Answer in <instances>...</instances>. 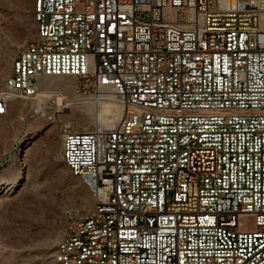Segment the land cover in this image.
Here are the masks:
<instances>
[{
    "label": "built area",
    "instance_id": "built-area-1",
    "mask_svg": "<svg viewBox=\"0 0 264 264\" xmlns=\"http://www.w3.org/2000/svg\"><path fill=\"white\" fill-rule=\"evenodd\" d=\"M36 40L0 96L72 78L123 106L64 126L95 191L70 264H264V0H41Z\"/></svg>",
    "mask_w": 264,
    "mask_h": 264
},
{
    "label": "rangeland",
    "instance_id": "rangeland-1",
    "mask_svg": "<svg viewBox=\"0 0 264 264\" xmlns=\"http://www.w3.org/2000/svg\"><path fill=\"white\" fill-rule=\"evenodd\" d=\"M36 36L34 0H0V96L14 59ZM42 87L35 98H13L0 115V264H58L69 222L95 204L63 161L62 130L92 132L118 116L116 101L76 89L72 78H48Z\"/></svg>",
    "mask_w": 264,
    "mask_h": 264
},
{
    "label": "bare ground",
    "instance_id": "bare-ground-1",
    "mask_svg": "<svg viewBox=\"0 0 264 264\" xmlns=\"http://www.w3.org/2000/svg\"><path fill=\"white\" fill-rule=\"evenodd\" d=\"M40 3H41V0H34V20H35V23H36V26H37V32H38V27H40V23H41V7H40ZM22 52H24V50ZM22 52H20L16 56V58L14 59V61L12 63L9 82L11 81V78H12V70H18L19 61H20V57L22 56ZM9 82H8V87H9ZM62 100H63V98L61 96H59L57 98L58 106L61 105ZM113 105H116V104H113ZM116 106L118 108V116H117L116 120H114L113 123H117L121 119V117L123 115V111H124L123 106L121 104H118ZM113 123L109 124V125H103V126L106 127V128H109V127L113 126ZM63 153H64V143H63V148H62V154ZM63 161H64L66 167L69 169L71 175L73 177L79 178L80 181L93 193V195L95 197V191L93 189V186H92L91 183H89V181L86 180V177L83 176L82 174H78L76 172V170L74 169L73 163H69L68 160H64V159H63ZM90 212H95V204H94V208ZM71 233H72V225H70L68 227V230L66 231V233L62 237L60 243L58 244L56 253L54 255V260L58 264H70V262L65 261V259H64V251H63V249H64V247H66L68 245L69 240L71 238Z\"/></svg>",
    "mask_w": 264,
    "mask_h": 264
}]
</instances>
